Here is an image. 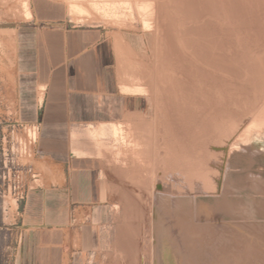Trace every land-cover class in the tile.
I'll return each mask as SVG.
<instances>
[{"label":"rangeland","instance_id":"rangeland-1","mask_svg":"<svg viewBox=\"0 0 264 264\" xmlns=\"http://www.w3.org/2000/svg\"><path fill=\"white\" fill-rule=\"evenodd\" d=\"M56 1L68 7L71 25L111 32L123 90L148 103L101 134L91 130L110 195L96 264H264V0ZM28 2L0 0V27L28 19ZM5 55L0 42V264H10L14 252L12 223L34 174L38 136L36 124L1 112ZM238 202L252 224L242 223ZM192 223L199 232L206 225L209 236ZM199 248L211 250L208 258Z\"/></svg>","mask_w":264,"mask_h":264},{"label":"crops","instance_id":"crops-1","mask_svg":"<svg viewBox=\"0 0 264 264\" xmlns=\"http://www.w3.org/2000/svg\"><path fill=\"white\" fill-rule=\"evenodd\" d=\"M32 17L0 27L1 112L38 129L34 174L16 204L10 264H96L110 198L91 130L144 113L124 91L117 45L101 25H71L68 7L30 0Z\"/></svg>","mask_w":264,"mask_h":264},{"label":"bare ground","instance_id":"bare-ground-1","mask_svg":"<svg viewBox=\"0 0 264 264\" xmlns=\"http://www.w3.org/2000/svg\"><path fill=\"white\" fill-rule=\"evenodd\" d=\"M25 15H26L27 18H31V17H32V13H31V8H30V5H29V2L26 4ZM36 135H37V134H36ZM35 138H36V136H35ZM248 196H249V195H248ZM253 196H254V195H253ZM246 197H247V196H246ZM251 197H252V196H251ZM262 197H263V196H262ZM218 198H219V197H218ZM248 198H249V197H248ZM255 198H256V197H255ZM249 199H250V198H249ZM187 201L190 202L189 200H186V202H187ZM235 201H236V200H235ZM256 201H257V199H256ZM233 202H234V201H233ZM245 202H246V201H245ZM183 203H184V204H187V203H185V200H184ZM183 203H182V205H183ZM228 203H229V202H228ZM234 203H235V202H234ZM255 203H256V202H255ZM176 204H177V203H176ZM178 204H181V203L179 202ZM178 204H177V205H178ZM188 204H189V203H188ZM188 204H187V205H188ZM182 205H181V206H182ZM228 205H229V204H228ZM230 206H231V205H230ZM233 206H234V205H233ZM176 207H178V206H176ZM176 207H175V208H176ZM186 207H187V206H185L184 208L187 209ZM179 208H180V205H179ZM179 208H178V209L176 208V210H179ZM182 208H183V207H182ZM182 208H180V210H181ZM190 208H191V206H190ZM185 209H184V211H185ZM227 209H228V207H227ZM262 209H263V208H262ZM189 210H190V209L188 208L187 211H189ZM228 210H229V209H228ZM236 211H237V212H236ZM236 211H234V212H236L239 216H241V218H242V217H245V218H246V217H249V215L247 214L246 210L243 209V204H242V203H241V204H240L239 202L237 203ZM175 212H176V211H175ZM191 212H192V213H191ZM231 212H232V211H231ZM177 213H178V211H177ZM179 213H180V212H179ZM190 213H191V214H190V216H191L190 218H192V216H193V215H192V214H193V211H190ZM181 214H182V210H181ZM183 214H186V215H187V213H183ZM183 214H182V215L179 214V215H180V216H184ZM251 214H252V213H251ZM176 215H177V214H176ZM188 215H189V214H188ZM195 216H196V214H195ZM195 216H194V217H195ZM176 217H177V216H176ZM186 217H187V216H186ZM186 217H185V218H186ZM188 217H189V216H188ZM250 217H251V216H250ZM179 218H181V217H179ZM185 218H183V221H182V222H179V223H183V224H184V221H186V220H184ZM241 218H240V219H241ZM176 219H177V218H176ZM181 219H182V218H181ZM181 219H179V221H181ZM197 219H198V218H197ZM237 219H238V218H237ZM242 219H243V218H242ZM262 219H263V218H262ZM201 220H202V219H201ZM211 220H212V219H211ZM215 220H216V219H215ZM238 220H239V219H238ZM177 221H178V220H177ZM227 221H228V220H227ZM244 221H246V220L243 219V221H242L243 224H244ZM263 221H264V220H263ZM187 222H189V221H187ZM193 222H194V221H193ZM189 223H190V222H189ZM189 223H188V224H189ZM194 223H197V222L195 221ZM200 223H201V222H199V225L201 226V224H202V227H203V222H202L201 224H200ZM211 223H212V222H211ZM211 223L208 222V223H206V224H210V225H211ZM214 223H215V222H214ZM214 223H213V225H214ZM216 223H217V222H216ZM218 223H219V221H218ZM218 223H217V224H218ZM222 223H223V222H222ZM227 223H229V222H227ZM234 223H235V222H234ZM246 223H247V221H246ZM248 223H249V222H248ZM248 223H247V224H248ZM263 223H264V222H263ZM183 224H181V225H183ZM190 224H191V223H190ZM192 224H193V223H192ZM230 224H232V223H229V225H230ZM237 224H238V223H237ZM249 224H252V220L250 221ZM254 224H256V223L254 222ZM259 224L261 225V222H260ZM194 225H195V224H193V225H189V228H190V226H193L192 228L194 229V227H195ZM196 225L199 226L198 224H196ZM213 225H211V226L213 227ZM215 225H216V224H215ZM222 225H223V224H222ZM244 225H245V224H244ZM257 225H258V224H257ZM179 226H180V225H179ZM197 226H196V227H197ZM205 226H206V225H205ZM205 226H204V228H205ZM217 226L219 227V225H217ZM223 226H224V225H223ZM223 226H222V227L220 226V227H221L220 232H221ZM225 226H226V224H225ZM230 226H232V225H230ZM238 226H239V225H238ZM250 226H251V225H250ZM250 226H247V229H248V227H250ZM255 226H256V225H255ZM196 227H195V228H196ZM209 227H210V226H209ZM209 227H208V228H209ZM218 227H216V228L218 229ZM242 227H243V226H242ZM242 227H241V225H240V228H242ZM258 227H259V225H258ZM183 228H184V227H182V229H183ZM192 228H190V229H192ZM200 228H201V227H200ZM204 228H201V231H202V229H204ZM227 228H228V227H226V230H227ZM236 228H238V227L236 226ZM236 228H234V229H236ZM253 228H254V226L251 227V229H253ZM260 228H261V227H260ZM263 228H264V227L262 226V229H263ZM205 229H206V228H205ZM205 229H204V231H203L204 237H205L206 235L209 236V235L207 234L208 232L205 233ZM209 229H210V230H208V229H207V230H208V231L213 230V228H209ZM238 229H239V228H238ZM242 229H243V228H242ZM188 230H189V229H188ZM188 230H187V231H188ZM196 230H197V228H196ZM196 230H195V232H196ZM198 230H200L199 227H198ZM198 230H197V231H198ZM214 230H216V229L214 228ZM218 230H219V229H218ZM223 230H224V228H223ZM228 230H229V229H228ZM256 230H257V229H256ZM256 230H255V231H256ZM258 230H259V229H258ZM201 231H200V232L198 231V232L201 233ZM229 231H230V230H229ZM243 231H244V230H242L241 232H242V233H245V232H243ZM245 231H246V230H245ZM247 231H248V230H247ZM259 231H260V230H259ZM188 232H189V231H188ZM190 232H191V231H190ZM195 232H194V234H195ZM212 232H213V231H211V233H212ZM214 232H217V231H214ZM222 232H223V231H222ZM230 232H231V231H230ZM239 232H240V231H239ZM241 232H240V233H241ZM248 232H251V231H248ZM248 232H247V233H248ZM253 232H254V231H253ZM253 232H252V233H253ZM260 232H261V233H264L262 230H261ZM191 233H193V232H191ZM231 233H232V235H233L235 232L233 233V231H232ZM252 233H251V234H252ZM261 233H259V235H260ZM194 234H193V235H194ZM197 234H198V233H197ZM203 234L201 233L202 236H203ZM219 234H221V233H219ZM219 234H218V235H219ZM223 234H224V233H223ZM229 234H230V233H229ZM229 234H227V235H229ZM235 234H237V230H236V233H235ZM248 234H249V233H248ZM187 235H189V234H187ZM241 235H242V234H240V236H241ZM244 235H245V234H244ZM256 235H257V234H256ZM184 236H185V235H184ZM184 236H182V239H183ZM191 236H192V235H191ZM195 236L197 237L198 235H195ZM230 236H231V235H230ZM233 236H234V235H233ZM233 236H232V242H231L232 245H233ZM235 236H236V235H235ZM261 236H262V235H261ZM185 237H187V236H185ZM204 237H203V238H204ZM219 237H221V235H220ZM226 237H227V236H226ZM238 237H239V236H238ZM242 237H244V236H242ZM255 237H256V236H255ZM187 238H188V237H187ZM189 238H190V236H189ZM194 238H195V237H194ZM200 238H201V236H199V242H200ZM203 238H202V240H203ZM206 238H207V237H206ZM206 238H205V239H206ZM215 238H216V235H215ZM228 238H231V237H228ZM236 238H237V237H236ZM236 238L234 237V239H236ZM240 238H241V237H240ZM190 239H191V241H192L193 238L191 237ZM190 239H189V240L187 239L186 242L188 243V241H190ZM195 239H196V238H195ZM197 239H198V238H197ZM207 239H210V238H207ZM211 239H213V238L211 237ZM216 239H217V238H216ZM221 239H222V237H221ZM237 239H238V238H237ZM237 239H236V240H237ZM246 239H247V238H246ZM246 239H245V240H246ZM248 239H251V238H248ZM180 240H181V238H180ZM184 240H185V239H184ZM193 240H194V239H193ZM202 240H201V244H202V245H204V244L207 245L208 242L203 244V243H202ZM214 240H215V239H214ZM227 240H228V239H227ZM236 240H235V241H236ZM238 240H239V239H238ZM243 240H244V238H243ZM245 240H244V242H245ZM262 240H263V239H262ZM206 241H208V240H206ZM206 241L204 240V242H206ZM209 241H211V240H209ZM241 241H242V239L240 240V243H241ZM263 241H264V240H263ZM263 241H262V242H263ZM192 242H193V241H192ZM192 242H189V243H192ZM195 242H196V241H194V244L192 243L191 245H195V246H196V244H200V243H197L198 241L196 242V244H195ZM223 242H228V241H223ZM238 242H239V241H238ZM244 242L242 241V243H244ZM249 242H250V241H249ZM258 242H259V241H258ZM262 242H261V243H262ZM189 243H188V244H189ZM211 243H212V241H211ZM228 243H230V242H228ZM236 243H237V241H236ZM236 243L234 242V245H235ZM242 243H241V244H242ZM253 243H254V242H253ZM255 243H256V242H255ZM255 243H254V244H255ZM182 244H183V243H182ZM182 244H181V245H182ZM188 244H187V246H188V247H191V246L188 245ZM209 244H210V243H209ZM217 244H218V243H217ZM217 244H215L214 246H216ZM219 244H220V243H219ZM223 244H224V243H223ZM223 244H222L221 246L224 248L225 244H224V246H223ZM241 244H240V245H241ZM259 244H260V242H259ZM262 244H264V243H262ZM229 245H230V244H229ZM236 245H237V244H236ZM185 246H186V244L184 245V247H185ZM214 246H213V248H214ZM257 246H258V245H257ZM257 246H256V247H257ZM261 246H262V245H261ZM261 246L259 245V247H261ZM184 247H183L182 249H184ZM188 247H187V248H188ZM197 247H198V246H196V247H194V248L197 249ZM199 247H200V246H199ZM201 247H202V246H201ZM201 247H200V248H201ZM211 247H212V245H211ZM211 247H210V248H211ZM219 247H220V245H219ZM229 247H230V246H229ZM233 247H234V246H232V248H233ZM235 247H236V246H235ZM239 247H242V246H239ZM244 247H245V246H244ZM256 247H255V248H256ZM191 248H192V247H191ZM191 248H188V249H189L188 251L192 252V251H193V250H192L193 248H192V249H191ZM200 248H199V251H196V249H194V250L198 253V252H201V251H200ZM204 248H205V245H204ZM207 248H208V247H207ZM216 248H218V247H216ZM216 248H215V249H216ZM248 248L251 250L250 246H249ZM248 248L245 249V250H248ZM255 248H254V251H255ZM257 248H258V247H257ZM257 248H256V251H257ZM263 248H264V247H263ZM185 249H186V248H185ZM190 249H191L192 251H191ZM220 249H221V248H220ZM234 249H238V250H239V248H234ZM252 249H253V248H252ZM259 249H262V248H259ZM201 250H202V249H201ZM203 250H204V249H203ZM203 250H202V252H203ZM205 250H206V248H205ZM213 250H214V249H213ZM221 250H222V249H221ZM223 250H225V249H223ZM240 250H241V249H240ZM240 250H239V251H240ZM250 250H249V253H250ZM207 251H208V250H207ZM210 251H211V250H210ZM210 251H209V252H210ZM218 251H219V253L222 254V252H221L220 250H218ZM233 251H234V250H233ZM235 251H236V250H235ZM241 251L243 252L244 250H241ZM252 251H253V250H252ZM254 251H253V252H254ZM185 252H186V251H185ZM185 252H184V253H185ZM202 252H201V253H202ZM204 252H205V251H204ZM204 252H203V253H204ZM209 252H208V254H210ZM237 252H238V251H237ZM244 252H245V251H244ZM244 252H243V253H244ZM257 252H258V251H257ZM259 252H260V251H259ZM184 253H183V254H184ZM211 253H212V252H211ZM215 253H217V256H218V252L215 251ZM239 253H240V252H239ZM263 253H264V251H263ZM263 253H261V254H263ZM188 254H189V253H188ZM188 254H187V255H188ZM190 254H191V253H190ZM195 254H196V253H195ZM198 254H199V253H198ZM198 254H197V255H198ZM204 254H205V253H204ZM204 254H203V256H204ZM208 254H205L204 257H207L206 255H208ZM212 254H213V253H212ZM221 254H220V255H221ZM253 254H254V253H253ZM253 254H252V256H253ZM255 254H257V253H255ZM255 254H254V256H257V257H258V254H257V255H255ZM261 254H259V255H261ZM187 255L185 254L184 257H186ZM236 255H238V253L235 254V256H236ZM240 255H241V254H239V257H241ZM243 255H246V254H243ZM247 255H249V254H247ZM189 256H190V255H189ZM200 256H201V255H200ZM209 256H210V255H209ZM217 256H216V257H217ZM221 256H222V255H221ZM223 256H224V255H223ZM250 256H251V255H250ZM252 256H251V257H252ZM263 256H264V255H263ZM263 256H262V258H263ZM192 257H193V256H191V260H192ZM195 257H196V255H195ZM201 257H202V256H201ZM204 257H203V258H204ZM211 257H212V256H211ZM213 257H214V254H213ZM219 257H220V256H218L217 259H218ZM228 257H229V256H228ZM237 257H238V256H237ZM189 258H190V257H189ZM196 258H197V257H196ZM196 258H195V259H196ZM198 258H199V257H198ZM203 258H199V259H203ZM207 258H208V257H207ZM230 258H231V257H230ZM232 258H233V257H232ZM247 258H248V257H247ZM193 259H194V258H193ZM204 259H206V258H204ZM212 259H213V258H212ZM221 259H222V258H221ZM224 259H225V256H224ZM248 259H249V258H248ZM248 259H247V260H248ZM252 259H253V258H252ZM254 259H255L254 261L256 262V258H255V257H254ZM259 259H261V258H259ZM185 260L187 261V259H184V261H185ZM214 260H215V257H214ZM225 260H226V259H225ZM192 261H193V260H192ZM194 261H195V260H194ZM198 261H199V260H198ZM210 261H211V260H210ZM216 261H217V260H216ZM227 261H228V260H227ZM241 261H242V260H241ZM244 261H245V260H244ZM254 261H252V262H254ZM257 261H258V259H257ZM259 261H260V260H259ZM221 262H222V261H221ZM231 262H232V261H231ZM248 262H249V261H248ZM184 263H185V262H184ZM189 263H191V262H188V264H189ZM197 263L199 264V262H197ZM202 263H203V262H202ZM207 263H209V262L207 261ZM211 263H212V262H211ZM217 263H218V262H217ZM249 263H250V262H249ZM260 263H261V262H260ZM260 263H259V264H260ZM194 264H196V263L194 262ZM214 264H215V261H214ZM218 264H219V263H218ZM222 264H223V263H222ZM229 264H230V263H229ZM247 264H248V263H247ZM256 264H258V263H256Z\"/></svg>","mask_w":264,"mask_h":264}]
</instances>
